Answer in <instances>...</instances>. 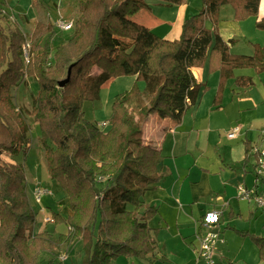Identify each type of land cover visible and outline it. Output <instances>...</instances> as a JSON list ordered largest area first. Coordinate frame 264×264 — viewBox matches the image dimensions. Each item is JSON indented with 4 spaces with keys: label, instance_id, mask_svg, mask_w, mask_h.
<instances>
[{
    "label": "trees",
    "instance_id": "obj_1",
    "mask_svg": "<svg viewBox=\"0 0 264 264\" xmlns=\"http://www.w3.org/2000/svg\"><path fill=\"white\" fill-rule=\"evenodd\" d=\"M158 1L166 6L184 3ZM33 2L44 8L38 0ZM73 4L76 28L55 47L49 62L45 41L32 47L25 64L20 28L5 30L0 24V155H26L30 148L26 115L14 103L12 89L32 75L38 92L31 113L40 130L49 178L63 189L71 211L66 217L51 212L55 224H66L67 233L54 239L47 230L34 232L37 214L27 195L25 166L0 159V264H60L54 258L40 261L39 256L75 239L81 240L83 250L79 264H112L120 256L153 255L158 229L149 221L158 209L142 195L162 179V153L144 139L147 118L157 112L181 122L207 89L195 79L193 66L208 62L210 71L218 70L214 102L228 79L236 88L254 84L251 75H235V70L264 75V43H252V54L233 53L230 45L236 39L226 41L218 31L224 4L231 5L236 20L254 16L255 26L264 29V15L259 14L264 0H201L200 10L183 19L174 40L130 18L149 9L146 0H73ZM50 27L52 33L53 25L37 22L33 35L41 37ZM95 66L98 72L92 73ZM121 75H135L143 87L135 82L116 94L105 125L88 120L83 102L99 99L101 86ZM244 146V165L254 156L255 169L254 145L245 141ZM260 184L264 181L259 177L254 186ZM254 193L264 199V189ZM251 239L264 259V236Z\"/></svg>",
    "mask_w": 264,
    "mask_h": 264
},
{
    "label": "rangeland",
    "instance_id": "obj_2",
    "mask_svg": "<svg viewBox=\"0 0 264 264\" xmlns=\"http://www.w3.org/2000/svg\"><path fill=\"white\" fill-rule=\"evenodd\" d=\"M39 1L47 6L38 10V8L33 6V0H11L9 4L7 3L8 6L0 2V24L5 30L12 26H18L24 35L22 49L25 64L29 62L32 47L36 44L41 45L45 41L48 45L47 60L48 62L52 61L55 47L64 42L76 28L77 10L73 0ZM146 2L156 16L166 20V22L171 24L173 21L179 20L177 28L180 27V22L183 18L197 13L201 8V0H185L183 5L168 7L158 0H146ZM261 9L263 11V8ZM220 18L223 24H227L230 21L237 25L236 30L233 32L240 39V43L233 48L234 52L247 54L250 52L251 43H264V29L255 26L256 18L254 16L248 15L236 20L231 5L226 4L222 7ZM37 19H41L39 22L44 23L46 26L53 25L52 33L50 27L47 33L41 37L34 36L33 31L36 25L34 21ZM59 19L73 21V28L68 31L58 30L55 27V22ZM153 31L157 35L159 34L158 29ZM171 37L169 35L166 38L170 39ZM26 57L28 61H26ZM202 67L204 68L203 82L207 83V89L201 94L200 103L195 107H190L180 122L183 125V129L190 134L187 138L188 152L185 155L186 158L182 157L181 159H186L185 161L189 163L193 162V160L196 161L194 166L196 170L190 173L191 180H195V178L200 176L199 167L202 164L201 158L198 159V157L203 155V158L207 159L214 155L219 160V156L224 157L227 148L232 145H239V149L235 151L234 156H240V164L235 165V171L232 172L233 170L228 169L226 166L232 172L230 175L221 172L216 176L208 174V178L215 182V188L219 190L224 200L229 204L224 210V222L222 223L223 228L228 226L224 232L227 256L235 260L236 264H264V259L260 256L258 247L251 239L252 235L264 236V206L259 205L253 199L240 198L237 194V186L235 187V185H242L252 191L255 188L254 169L252 167L255 157L251 156L245 165L241 158L245 141L249 140L252 144L254 142L260 144L258 130L264 126V87L262 85L264 75L256 74L252 69L235 70L237 73L253 74L255 76V85L245 90L242 89L237 94L232 91V88L235 87L233 79H228L221 88L217 101H215V104L221 105L217 109L214 106V98L218 91V70L210 71L208 62ZM97 72L96 66L92 68V73ZM135 79V75H121L106 81L101 86L99 99L83 102L85 117L97 124L106 121L110 116L111 104L116 94L131 89L135 82L140 89L143 87V82L135 81ZM37 92L38 84L32 75H26L22 83L12 89L14 103L26 115L30 148L26 155L20 153L11 157L7 154H1L0 159L24 164L27 195L31 206L37 214L34 232L47 230L53 234L55 239L58 234L67 233L68 229L65 223L55 224L51 212L53 210L59 211L66 217L71 211L63 189L56 181L49 178L44 159V148L40 140V130L37 123L34 122L31 113L33 99ZM235 126L240 127L239 132L236 137L228 138L227 133L232 131ZM191 128H193L192 131ZM179 142L183 143L184 138H179ZM171 143L172 141L168 143V146ZM228 178H231V182L225 185V190L223 191L222 182H227ZM38 185L46 187L49 191L41 198L40 202H36L33 196V191ZM258 187L264 189V184H260ZM254 195L263 199V196L256 193ZM128 207H131V205ZM198 212L200 211H197V215L199 214ZM237 230L246 231L247 233L241 235ZM50 251L41 252L39 260L45 261L54 258L60 264H79L83 254L80 239H75L70 244L61 245L60 249ZM194 251L195 256L198 257L196 250ZM215 260L220 264L224 262L218 259V256H215ZM116 261L117 259L112 264H118ZM135 261L141 260L140 258H135Z\"/></svg>",
    "mask_w": 264,
    "mask_h": 264
},
{
    "label": "crops",
    "instance_id": "obj_3",
    "mask_svg": "<svg viewBox=\"0 0 264 264\" xmlns=\"http://www.w3.org/2000/svg\"><path fill=\"white\" fill-rule=\"evenodd\" d=\"M10 1L11 0H0L1 4H5L7 6ZM39 2L42 3L44 7L47 6L43 2ZM224 5H222L219 10L218 31L220 36L226 41L230 38L236 39L235 43L230 45V51L237 53L233 51V48L240 43V39L233 32L236 30L235 28H237V25L236 23H232L230 21L227 24L222 23V19L220 17L221 10ZM33 6L38 8V10H41V7L34 4V2ZM261 8H263V11ZM259 13L264 15V7H260ZM130 18L152 30L158 29L159 36H165L164 38H166L171 35V40L178 38L181 23L184 19L183 18L181 20L180 27L177 28L179 20L173 21L170 24L166 22V20L156 16L150 7L149 9H140L137 13L130 16ZM41 19L34 21V24L41 21ZM249 51L250 52L247 54H252V43ZM191 70L195 79L198 82H203L204 68L193 66ZM234 74L239 75L247 73H237L234 71ZM248 75L252 76L254 81L253 85H255V76L253 74ZM263 80L264 78L262 79V85L264 87ZM205 84L207 85V83ZM246 88L234 87L232 88V91L239 94L242 89L245 90ZM199 101L200 98L198 102L191 107L197 106L198 103H200ZM214 106L217 109L221 107V105H217L215 102ZM260 129L261 127L258 130L259 138ZM192 130L193 128H191V131ZM143 135L147 143L156 146L162 153L160 163L162 179L156 184L154 189L148 190L142 195V199L146 203L154 205L158 209L156 217L149 221V225L152 228L158 229V249L153 255L147 256L146 258H140L141 261H135L136 257L134 258L132 256H120L117 258L116 262L118 264H147L148 260L154 259L155 264H206L203 259L196 257L194 253V250L197 252L199 247L198 235L203 231L200 227V220L206 211L217 210L220 212V220L216 225H214V229L219 232L222 240L214 249V258L215 256H218V259L224 261L222 262L223 264H236L235 260L227 256L224 232L228 226H225L224 228L222 227V223L224 222L223 213L229 204L226 200H224L219 190L215 188V182L208 178V174L216 176L221 172H224L230 175L234 172L236 168L235 165L238 163L240 164V156H234L235 151L239 149V145H232L227 148L225 152L226 154L223 158L219 156V160L216 159L214 155H211L210 158L207 159L203 158V155L198 157V159L201 158L200 160H202V164L199 167L200 176L195 178V180H191L190 173L196 170L194 167L196 161L193 160V162L189 163L185 161L186 159H181L182 157L186 158L185 155L188 152L187 138L190 136L188 131L183 129L182 123L176 124L171 118L161 117L156 112L149 115L147 118L144 125ZM181 137L184 138V142L178 143V139ZM171 141L172 143L168 146V143ZM256 143L257 142H254L253 144L251 143V145H255ZM241 159H244V146L243 156ZM226 166L228 169H232L233 171L230 172ZM260 178H263L264 181V176ZM257 181L258 180L255 178L254 185H256ZM230 182L231 178H228L227 182H222L223 191L225 190V185ZM236 186L238 185H235V187ZM253 189V191H255V189L261 190L260 187H255ZM197 211H200L198 212V215L196 214ZM161 257L162 260H160Z\"/></svg>",
    "mask_w": 264,
    "mask_h": 264
},
{
    "label": "built area",
    "instance_id": "obj_4",
    "mask_svg": "<svg viewBox=\"0 0 264 264\" xmlns=\"http://www.w3.org/2000/svg\"><path fill=\"white\" fill-rule=\"evenodd\" d=\"M4 11V10H3ZM5 12V11H4ZM73 21L59 19L55 22V27L60 31H68L73 28ZM25 55L28 56L27 53ZM26 61H28L26 57ZM105 121L99 123V125H105ZM240 127L235 126L232 131L227 133L228 138L236 137L239 132ZM260 144H255L253 150L257 152V165L254 169V173L257 175L256 180L259 177L264 176V126L261 127L260 131ZM49 191L46 187L38 185L35 187L33 191V196L36 202H40L41 198L46 195ZM237 194L242 199H253L259 205L264 206V199L261 197L254 195V191L247 189L245 186L238 185L237 186ZM220 220V212L217 210H208L206 211L200 220V227L203 231L198 235L199 239V247L197 250V256L204 260L206 264H220L216 262L214 258V249L217 244L222 240L220 234L217 230L214 229V225H216Z\"/></svg>",
    "mask_w": 264,
    "mask_h": 264
}]
</instances>
